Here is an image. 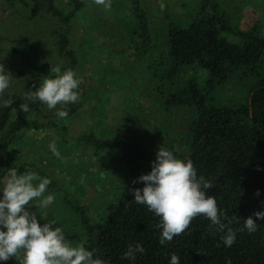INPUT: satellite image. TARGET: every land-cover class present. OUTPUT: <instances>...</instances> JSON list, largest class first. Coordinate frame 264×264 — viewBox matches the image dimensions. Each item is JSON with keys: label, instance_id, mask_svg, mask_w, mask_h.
<instances>
[{"label": "trees", "instance_id": "trees-1", "mask_svg": "<svg viewBox=\"0 0 264 264\" xmlns=\"http://www.w3.org/2000/svg\"><path fill=\"white\" fill-rule=\"evenodd\" d=\"M30 15L35 16L40 4H27ZM93 0H70L69 9H60L53 0L47 7L64 23L73 19ZM186 25L166 18L157 37L162 52L153 53L155 40L150 31L147 15L140 0H123L127 7L122 27L130 31L127 56L133 61H144L145 71L152 89L165 107H185L192 112L183 141L185 154L180 158L192 160L197 175L204 176L214 186L207 191L216 197L217 205L227 216L222 221L236 233L235 243L226 247L222 237L227 234L216 231L203 216L194 218L185 233L176 236L165 245L160 244L161 229L156 225L160 218L137 204L132 194L111 202L104 217L93 224L86 206L68 198L50 176L37 165L22 161L17 156V142L26 131L46 127L43 122L23 113V98L10 94L11 107L0 112V179L7 169L18 168L36 172L51 180L52 189L63 192L65 204L78 217L86 235L84 246L107 264H170L171 254L179 256L180 264H264V220L256 219V212H264V33L261 22L249 28L236 24L233 14L218 0H194ZM69 39L60 36V51L68 50ZM0 51L16 58L9 66V73L32 80L35 91L43 79L54 78L50 65L36 60L32 46L27 41H17ZM231 77L246 79L251 88L246 103H217L213 100L216 88ZM36 106L44 105L36 101ZM49 125V124H48ZM62 129V137L99 149L118 151L127 166L133 188L142 189V183L133 184L142 176V166L149 171L156 160L142 143L118 135L101 136L82 133L73 137ZM259 192L257 196L256 193ZM256 219L257 230L249 234L244 220ZM143 245L145 252L137 253L135 260L122 259L130 244ZM219 245V246H218Z\"/></svg>", "mask_w": 264, "mask_h": 264}, {"label": "rangeland", "instance_id": "rangeland-1", "mask_svg": "<svg viewBox=\"0 0 264 264\" xmlns=\"http://www.w3.org/2000/svg\"><path fill=\"white\" fill-rule=\"evenodd\" d=\"M27 4L37 1L40 10L30 15L27 5L20 1L0 0V45L12 46L25 40L33 49V57L50 65H61L62 72L72 69L80 79V99L70 104L66 119H59L55 110L46 105L24 99L31 91L32 80L9 73V66L16 64L15 57L0 51L3 64L11 77V86L3 95L18 94L29 105V116L43 122L46 127L26 131L17 142V156L45 171L53 182L68 193V198L88 208L93 224L102 221L111 202L124 199L133 188L126 163L115 150L99 149L62 137V129L73 137L82 133L101 136L118 135L142 143L153 155L164 146L180 159L185 154L183 146L186 129L192 112L185 107H165L152 89V82L144 68V61H133L127 56L130 31L122 27L127 17L123 0H111V10H105L93 1L79 11L71 21L64 23L48 9V0H24ZM147 15L154 42L153 53L162 52L157 39L166 18L186 25L194 0H140ZM234 16L241 28H249L261 22L264 33V0H218ZM70 0H53L60 9H69ZM125 15V17H124ZM69 39L68 50L60 51V36ZM251 84L244 79L231 77L218 86L213 93L217 103H246ZM3 107H0V112ZM49 124V125H48ZM55 141L65 160L58 159L49 151L48 145ZM147 164L142 175L149 174ZM18 174H24L18 172ZM40 181H34V184ZM145 185L142 183V187ZM54 194L55 201L44 210L36 207L29 211L37 213L41 226L55 219L54 227H63L70 246L85 244L86 235L78 217L65 204L63 192L48 186L45 195ZM0 192V199H2ZM32 203V202H30ZM27 207V206H26ZM6 231V229H4ZM23 259L24 253H19ZM0 264H20L12 258Z\"/></svg>", "mask_w": 264, "mask_h": 264}, {"label": "clouds", "instance_id": "clouds-1", "mask_svg": "<svg viewBox=\"0 0 264 264\" xmlns=\"http://www.w3.org/2000/svg\"><path fill=\"white\" fill-rule=\"evenodd\" d=\"M93 2L105 10H111V0ZM7 73L4 65L0 64V107H11L14 103L12 99H3L11 86V77ZM50 73L54 78L43 79L35 91L24 94V99L39 101L49 110H55L57 118L66 119L69 115L68 106L80 99L76 90L82 81L76 78L77 74L72 69L62 72L59 64L51 66ZM20 110L28 113L29 105L21 104ZM48 148L58 159L65 160L55 141L50 142ZM34 181L40 182L37 185ZM138 182L145 186L142 189H130L131 194L137 204L146 205L149 211L160 218L156 227L162 230L161 245L185 233L193 219L199 216L208 219L216 231L224 232L227 228V234L222 237L226 247L235 243L236 233L228 226L232 221L228 220V224L222 221V217L227 220V216L219 209L216 197L207 194L214 184L202 175L198 177L192 160L185 162L178 159L172 151L161 146L151 172L140 176L133 184ZM50 184V179L42 178L33 171L26 170L24 174H18L16 167L7 169L0 179V192L3 194L0 199V261L7 262L15 258L20 264H107L99 257L94 258V252L83 244L70 246L63 227H54L57 224L55 219L41 226L37 213L29 211L33 206L42 211L54 203V194L45 195ZM254 215L256 219L264 220V212ZM256 219L248 217L239 230L246 229L249 234L254 233L257 230ZM21 251L24 253L23 259L19 255ZM144 252L143 245L130 244L122 259L135 260L137 253ZM170 264H180L177 254H171ZM227 264H231V261H227Z\"/></svg>", "mask_w": 264, "mask_h": 264}]
</instances>
